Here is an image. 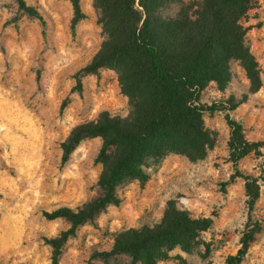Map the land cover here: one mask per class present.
Segmentation results:
<instances>
[{
  "label": "rangeland",
  "instance_id": "374dc122",
  "mask_svg": "<svg viewBox=\"0 0 264 264\" xmlns=\"http://www.w3.org/2000/svg\"><path fill=\"white\" fill-rule=\"evenodd\" d=\"M23 1L38 10L44 25L21 13L17 0H0V264H54L48 239L70 222L45 212L76 208L96 196L102 168L96 161L99 137L83 139L64 162L61 142L77 123L103 110L124 117L130 106L116 69L81 71L105 38L91 0H80L86 16L73 34L70 0ZM179 4H171L168 12L174 14ZM190 6L192 13L196 6ZM14 16L19 18L12 21ZM240 22L258 85L239 60L231 59L223 88L211 81L197 101L234 102L230 114L241 121L244 136L264 140V0H254ZM201 120L209 138L204 155L193 159L169 152L145 169L144 183L133 178L118 184L120 202L76 226L61 247L58 264H130L127 254L104 257L101 252L110 249L116 231L157 223L168 201L195 217L213 219L196 246H175L157 264H226L246 231L252 239L240 264H264V155L251 152L238 162L258 186L248 211L244 180L228 181L234 170L224 113L204 112Z\"/></svg>",
  "mask_w": 264,
  "mask_h": 264
},
{
  "label": "trees",
  "instance_id": "16d2710c",
  "mask_svg": "<svg viewBox=\"0 0 264 264\" xmlns=\"http://www.w3.org/2000/svg\"><path fill=\"white\" fill-rule=\"evenodd\" d=\"M105 35L100 48L81 68L96 72L100 67L116 69L121 89L128 95L130 110L124 117L106 110L90 120L74 125L61 142V161L69 157L85 138L99 137L96 161L102 166L97 183L99 193L76 208L61 206L45 212L49 218L64 217L70 227L48 239L52 261L58 256L68 235L78 225L92 221L108 204H117L118 184L136 178L147 179L145 171L169 152L183 153L196 159L209 144L202 125L204 112L222 111L230 129L227 141L229 160L236 177L244 180L246 206L250 211L258 196L254 178L242 173L239 160L253 152L264 155V140L244 136L243 125L230 112L236 104L230 100L201 103L197 100L206 85L215 81L223 88L230 77L229 61L237 59L252 84L258 85L256 64L245 43L246 28L240 19L254 0H91ZM21 13L44 20L38 10L17 0ZM73 14L70 29L86 15L80 0H70ZM180 3L174 14L171 4ZM192 4L196 6L189 13ZM14 16L12 21L18 19ZM211 216H193L174 201L166 203L161 219L153 224L116 231L104 257L127 254L130 264H157L168 257L175 246L190 250L200 234L212 224ZM252 234L246 231L241 246L226 259V264H240Z\"/></svg>",
  "mask_w": 264,
  "mask_h": 264
}]
</instances>
